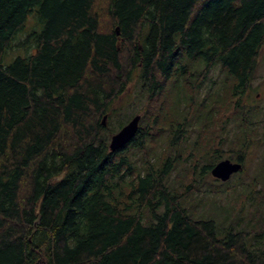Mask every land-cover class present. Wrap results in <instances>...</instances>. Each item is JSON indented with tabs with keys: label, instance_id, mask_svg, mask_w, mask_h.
Here are the masks:
<instances>
[{
	"label": "trees",
	"instance_id": "obj_1",
	"mask_svg": "<svg viewBox=\"0 0 264 264\" xmlns=\"http://www.w3.org/2000/svg\"><path fill=\"white\" fill-rule=\"evenodd\" d=\"M263 51L264 0H0V264H264V134L241 177ZM132 84L145 111L110 152Z\"/></svg>",
	"mask_w": 264,
	"mask_h": 264
},
{
	"label": "rangeland",
	"instance_id": "obj_2",
	"mask_svg": "<svg viewBox=\"0 0 264 264\" xmlns=\"http://www.w3.org/2000/svg\"><path fill=\"white\" fill-rule=\"evenodd\" d=\"M34 23L35 21H33L32 17L28 19L24 31L21 32L14 40L12 49L8 52L9 54L7 59L15 54L23 55L25 51L27 53L33 51V43H31L29 46L26 44L23 46L21 43L25 42V38L27 34L30 33L29 31ZM28 42H30V39ZM216 73L217 70H214L209 75L211 78H215ZM246 102L252 106H259V108H262L264 111V51L261 53L258 59L257 69L251 82V92L248 95ZM112 108L116 111L110 117V119L105 121V129L101 134L107 145V148L111 135L119 131L135 115H143V112L145 111V99L142 95H140L139 85L132 84L128 88L127 93L122 95L120 100H116L114 102ZM258 120L260 121V125L258 126V137L249 147L245 156V161L243 163L246 168V173L242 174L241 177L244 181H248V176L255 172L260 159V141L263 139L262 135L264 134V116L259 117ZM189 137H193L192 132H189ZM226 203V198L223 197L222 204L225 205ZM256 247L258 249H262L264 245L257 244Z\"/></svg>",
	"mask_w": 264,
	"mask_h": 264
},
{
	"label": "water",
	"instance_id": "obj_3",
	"mask_svg": "<svg viewBox=\"0 0 264 264\" xmlns=\"http://www.w3.org/2000/svg\"><path fill=\"white\" fill-rule=\"evenodd\" d=\"M106 116L102 119V125H105ZM140 115L132 117L127 124H125L119 131L111 135L108 144L110 152H117L124 148L135 137L138 131V124ZM242 170V164L239 162H232L228 159L219 161L211 169V176L221 182L227 181L232 175L237 174Z\"/></svg>",
	"mask_w": 264,
	"mask_h": 264
}]
</instances>
